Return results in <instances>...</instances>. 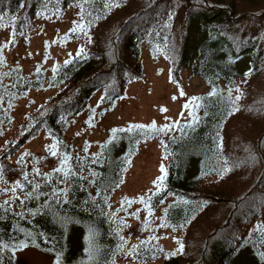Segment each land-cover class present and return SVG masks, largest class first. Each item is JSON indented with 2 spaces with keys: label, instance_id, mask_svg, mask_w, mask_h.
<instances>
[{
  "label": "trees",
  "instance_id": "trees-1",
  "mask_svg": "<svg viewBox=\"0 0 264 264\" xmlns=\"http://www.w3.org/2000/svg\"><path fill=\"white\" fill-rule=\"evenodd\" d=\"M74 4L87 36L80 55L49 77L39 72L31 79L21 69L0 73V182L12 188L19 181L20 200L34 183L41 185L38 199L24 205L17 200L7 212L0 209V244L8 245L0 248V264H32L18 255L27 247L50 254L51 264L58 253L60 264H118L127 235L146 236L153 227L152 217L131 226L122 222L111 202L142 133L118 131L98 155H81L67 123L97 91L104 100L115 99L130 80L144 76L140 45L145 40L168 58L174 79L191 66L210 90L197 97L193 119L166 144L163 187L152 198L158 207L174 194L165 215L179 244L168 251L142 238L138 261L264 264V0H0V24H10L16 38L26 36L39 15L57 16ZM7 78L12 80L4 84ZM30 90L48 94L6 132L12 115L3 103ZM43 133L58 145L57 155L33 152L25 157V168L15 162ZM65 153L68 165L82 169L85 179L73 176L60 184L59 172L43 179L60 166ZM34 167L40 176L33 174ZM53 188H67V197L54 199ZM90 227L91 259L85 251ZM20 242L27 246L13 252Z\"/></svg>",
  "mask_w": 264,
  "mask_h": 264
},
{
  "label": "rangeland",
  "instance_id": "rangeland-1",
  "mask_svg": "<svg viewBox=\"0 0 264 264\" xmlns=\"http://www.w3.org/2000/svg\"><path fill=\"white\" fill-rule=\"evenodd\" d=\"M82 24L81 12L75 4L57 16L39 15L26 36L13 38L12 26L0 24V73L21 69L23 75L34 79L38 77L39 70L47 77L53 76L54 68L65 64V61H71L83 49L87 36L82 33ZM140 48L143 77L130 80L124 93L115 99L104 100L101 90L97 91L79 113L67 118L68 136L81 155H98L101 146L114 139L118 131L114 133L113 129L128 130L131 125L147 126L130 130L142 133V137L137 143L138 152L131 160L125 180L114 193L111 202L122 222L131 226L152 217L153 227L148 229L146 236L127 235L117 257L118 264H145L139 262L136 255H131L132 252L137 254L139 247L133 249V246H140L142 238L147 239L149 245L168 251L179 244L165 215L174 194L158 207L152 206V198L163 187V179L160 178L164 177L169 162L166 144L171 138L180 135L182 124L193 119L197 99L192 98L210 90L191 66L185 67L180 79L176 80L165 54L153 48L147 40L141 43ZM11 80L7 78L3 83ZM47 94L44 90H30L25 94L15 95L11 103H3L12 115L9 131L6 132L13 131L31 110L40 105ZM90 117L91 124L88 123ZM153 121L155 129L151 127ZM165 126L170 130L158 131ZM53 143L54 139L43 133L33 139L14 160L17 162L23 155L24 161L20 165L25 168V157L28 156L26 153L51 150ZM162 168L164 171H161ZM0 187L8 189L7 192L0 193V200H7L12 196L10 186L0 182ZM141 200L145 203H141ZM18 255L32 264H51L53 261L50 254L35 247L18 251ZM150 264H159V261Z\"/></svg>",
  "mask_w": 264,
  "mask_h": 264
},
{
  "label": "snow or ice",
  "instance_id": "snow-or-ice-1",
  "mask_svg": "<svg viewBox=\"0 0 264 264\" xmlns=\"http://www.w3.org/2000/svg\"><path fill=\"white\" fill-rule=\"evenodd\" d=\"M116 6H118V5H116ZM20 7H23V4H21ZM38 15H39V13H38ZM3 19H4V15H0V21H3ZM12 21H13V26H14L15 25V17H12ZM81 27H83V26L81 25ZM14 36H15V32H13V38H14ZM82 51H83V49H80V51L77 53V55H79ZM69 56H71V54H69ZM68 63H70V61H65V64H68ZM53 71H56V69L54 68ZM38 73H39V70H38ZM13 86H15V85H13ZM181 95H183L182 92H181ZM239 98L240 97L238 96L237 97V100ZM192 99L193 100H196L198 98H195L194 97ZM0 101H2V97H0ZM185 107L187 108L188 105H185ZM162 111H167V110L166 109H162ZM229 114H231V113H229ZM91 120H92V117L89 118V121H88L89 124H91ZM144 127H147V126H144V125H131V126H129V129L128 130L130 131L132 128H144ZM151 127L153 129L156 128V125H155V122L154 121H153ZM177 127H179L178 124H177ZM167 130H170V129L168 128V126H165L164 128H161L158 131L163 132V131H167ZM112 131L115 133L116 131H124V129H120V130L113 129ZM221 147H222V145H221ZM51 150H52L51 154L53 156H56L57 155V152H58V145L56 143H53L51 145ZM85 151H87V149H85ZM25 155H30V154L26 153ZM69 160H70V156L67 153H65L64 154V158L61 161L60 166L58 168H54L52 170V173L44 174L43 175V179H45L46 181L47 180H50L51 177L53 175H55L57 172H59V173L62 174L61 178H59V180H58V183H60V184L67 185L70 182V180H71V178L73 176H78L81 180L85 179V177L82 175V169L79 172L76 171L75 169H73L67 163ZM23 161H24V156L22 155L20 157V159L17 161V163L18 164L19 163H23ZM161 171H164V169L162 168ZM225 171H228V169H225ZM0 174H2V166H0ZM33 174L35 176H40L41 175L40 172H39V170L37 168H35V167L33 168ZM92 175H96V173H92ZM24 179L25 180H28V174L27 173L24 174ZM160 179L162 180L163 177H161ZM29 183H32V182L29 181ZM92 183H94V181H92ZM40 187H41V185L39 184V182L34 183L32 185V191H25V192H23V195H24L25 199L24 200H20L19 195H17V188H20L21 191H23V185H21L19 181H16L13 184L12 188L10 189V191L12 192L11 199L10 200H5L3 202V204H0V209H3L5 212H7V211H10L9 205H11L12 203H15L17 200H19V202H20L21 205H24L25 200L32 199V198L38 199L39 197L35 195V192ZM7 191H8V189H0V193H5ZM41 194H44V193H41ZM67 194H68L67 188H60V189L53 188L52 189V192H51L52 197L54 199H57V200L59 199L60 196L67 197ZM44 195H46V194H44ZM85 203H87V201H85ZM141 203H145V201L141 200ZM28 211L32 215H35L36 214V212L33 211V210H31V209H29ZM24 214L25 213L23 211L20 213L21 216H23ZM62 219L63 220H66L67 218H62ZM93 235H94L93 229L90 227L89 228V236H88L89 247L85 249V251L89 254V258L90 259L92 258L93 254H94L93 248H92V236ZM121 240H123V237H121ZM141 243H144V242H141ZM26 246L27 245L24 242H20V244L18 246H15V247L12 248V251L15 252L17 250V247L22 248V247H26ZM137 247H139V246L138 245H134L133 246V249H136ZM0 248H8V245H6V244H0ZM181 250H182V245H181ZM174 254L175 253H172V255H174ZM131 255H133L135 257L136 253L135 252H132ZM262 255H264V254H262ZM55 264H60V254L59 253L57 254ZM81 264H84V262H81Z\"/></svg>",
  "mask_w": 264,
  "mask_h": 264
}]
</instances>
